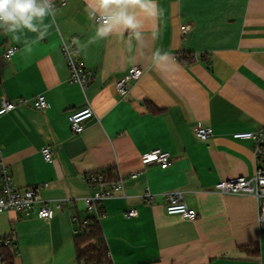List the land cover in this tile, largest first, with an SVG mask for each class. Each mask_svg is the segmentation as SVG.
Listing matches in <instances>:
<instances>
[{"label": "crops", "instance_id": "0c3cea01", "mask_svg": "<svg viewBox=\"0 0 264 264\" xmlns=\"http://www.w3.org/2000/svg\"><path fill=\"white\" fill-rule=\"evenodd\" d=\"M52 3L56 15L45 18L43 39L0 29V56L17 48L0 66L3 162L17 189L39 188L55 213L50 220L0 214V237L15 246L13 264H78L74 219L76 212L87 216L84 199L92 194L84 177L114 170L127 197L102 204L113 264H264L256 200L214 190L256 172L255 144L234 135L264 128V0H157L156 17L131 9L142 22L141 40L124 31L93 43L87 0ZM63 43L92 74L85 92L70 83ZM157 49L171 59L154 65ZM135 66L143 76L123 99L116 81ZM39 95L47 97L48 110L34 109ZM3 98L27 104L2 114ZM89 107L95 118L74 134L69 117ZM199 127L211 129L207 141L196 138ZM45 148L53 152L50 162ZM158 149L171 154L170 168L143 164L142 156ZM170 193L181 194L198 219L168 216ZM58 200H65L61 209ZM129 210L138 216L128 218Z\"/></svg>", "mask_w": 264, "mask_h": 264}, {"label": "built area", "instance_id": "2783aa9c", "mask_svg": "<svg viewBox=\"0 0 264 264\" xmlns=\"http://www.w3.org/2000/svg\"><path fill=\"white\" fill-rule=\"evenodd\" d=\"M66 5L65 1L62 3ZM55 6V5H54ZM190 27L183 30L184 35L188 33ZM62 52L70 70V83L77 84L85 92L92 80L91 72L82 64L78 51L67 43H63ZM17 53V48L11 47L0 56V66L2 61H10ZM178 61V57H174ZM143 76L141 67H132L128 73L116 81V89L121 98H127L130 94V86L138 82ZM27 104L24 99L14 103L7 98L1 101V113L6 114L14 111L19 105ZM35 110L43 112L49 109L50 104L45 95H39L33 99ZM95 118V112L92 108L82 109L69 117L71 131L80 135L84 133L86 123ZM196 138L200 141H207L212 136V131L208 127H199L195 131ZM235 140L252 141L255 144L254 156L256 161V172L250 177L235 178L228 181H221L216 184L215 192L226 196H248L256 200L259 209V226L264 233V128L257 132H242L234 135ZM44 160L50 162L53 152L49 148L42 151ZM142 162L145 166L156 164L166 170L172 165V156L169 152L163 150H152L142 156ZM262 166V167H261ZM136 178V175H132ZM92 194L84 199L87 213L101 218L100 208L102 204L110 199L127 197L125 191L124 178L116 171H113L112 177L104 172H95L84 177ZM168 204L166 213L168 216H179L187 221H196L198 213L190 209L184 202L181 194L170 193L167 195ZM154 196L148 191L146 201L149 203ZM65 200L55 202L56 208L61 209ZM5 212H16L22 217L30 218L36 215L41 220H50L55 213L50 206V202L42 199L39 188L17 189L14 186L12 174L9 168L3 162V154L0 150V214ZM138 216L137 210H129L128 218ZM75 220V219H74ZM0 248L15 249L11 237H0Z\"/></svg>", "mask_w": 264, "mask_h": 264}, {"label": "clouds", "instance_id": "9594fccd", "mask_svg": "<svg viewBox=\"0 0 264 264\" xmlns=\"http://www.w3.org/2000/svg\"><path fill=\"white\" fill-rule=\"evenodd\" d=\"M87 5L89 19L94 21L95 27V35L89 43L124 31L139 41L142 39V22L131 9L138 6L149 17L161 13L157 0H87ZM55 15L52 0H0V29L6 34L27 30L38 33V39H43L49 27L44 23L45 18ZM170 59L169 54L160 49L152 54L154 65Z\"/></svg>", "mask_w": 264, "mask_h": 264}, {"label": "trees", "instance_id": "16d2710c", "mask_svg": "<svg viewBox=\"0 0 264 264\" xmlns=\"http://www.w3.org/2000/svg\"><path fill=\"white\" fill-rule=\"evenodd\" d=\"M192 61L189 57L188 62ZM149 108L152 109L151 106ZM112 177L113 171H103ZM87 213V211H86ZM103 217V209L100 208ZM101 217V218H102ZM101 218L87 213L84 216L76 212L75 221L78 230L74 236L78 264H113L106 238L101 228ZM9 248H2L4 264H13Z\"/></svg>", "mask_w": 264, "mask_h": 264}]
</instances>
